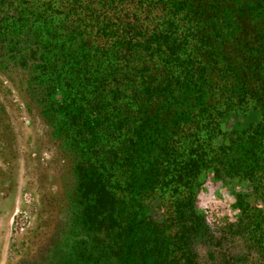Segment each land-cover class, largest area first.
Segmentation results:
<instances>
[{"label":"trees","instance_id":"1","mask_svg":"<svg viewBox=\"0 0 264 264\" xmlns=\"http://www.w3.org/2000/svg\"><path fill=\"white\" fill-rule=\"evenodd\" d=\"M8 68L73 163L65 264H264V0H0Z\"/></svg>","mask_w":264,"mask_h":264},{"label":"rangeland","instance_id":"2","mask_svg":"<svg viewBox=\"0 0 264 264\" xmlns=\"http://www.w3.org/2000/svg\"><path fill=\"white\" fill-rule=\"evenodd\" d=\"M19 78L0 69V264H65L73 163L36 104L18 90ZM208 177L200 182L195 210L213 230L238 215L233 197L242 188Z\"/></svg>","mask_w":264,"mask_h":264},{"label":"flooded vegetation","instance_id":"3","mask_svg":"<svg viewBox=\"0 0 264 264\" xmlns=\"http://www.w3.org/2000/svg\"><path fill=\"white\" fill-rule=\"evenodd\" d=\"M8 70H10L9 68H8ZM19 90V89H18ZM21 92V91H20ZM21 94L25 97V98H27V100L30 102V103H33V104H35V102L34 101H32V98L31 97H28L25 93H23V92H21ZM36 107H37V105H36ZM42 118V117H41ZM43 120V119H42ZM44 121V120H43ZM223 181V182H230V180H224V179H220V180H215V181ZM221 181V182H222ZM235 196V195H234ZM233 199H234V201H235V198L233 197ZM237 210V209H236Z\"/></svg>","mask_w":264,"mask_h":264}]
</instances>
